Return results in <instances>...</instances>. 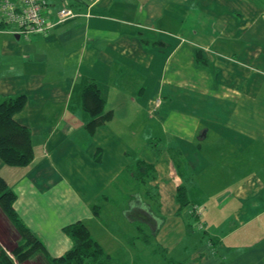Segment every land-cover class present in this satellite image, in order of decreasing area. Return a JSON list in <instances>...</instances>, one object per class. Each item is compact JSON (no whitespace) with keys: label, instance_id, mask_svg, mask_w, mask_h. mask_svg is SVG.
<instances>
[{"label":"crops","instance_id":"1","mask_svg":"<svg viewBox=\"0 0 264 264\" xmlns=\"http://www.w3.org/2000/svg\"><path fill=\"white\" fill-rule=\"evenodd\" d=\"M49 1L52 20L66 2L76 15L0 33V99L25 95L15 120L34 147L27 165L0 157V177L48 253L71 249L64 227L82 220L116 264L148 235L176 264H264V0ZM92 81L107 115L93 132ZM138 160L155 179L140 183ZM13 234L0 208V242Z\"/></svg>","mask_w":264,"mask_h":264},{"label":"trees","instance_id":"2","mask_svg":"<svg viewBox=\"0 0 264 264\" xmlns=\"http://www.w3.org/2000/svg\"><path fill=\"white\" fill-rule=\"evenodd\" d=\"M25 100V95L22 94L4 96L0 99V157L12 166L27 165L34 158L31 130L15 120V114L23 107ZM83 101L84 107L90 113L88 126L93 132L107 117L102 113L105 101L95 82L86 85ZM137 163L135 175L142 180L140 183L144 184L147 180L156 178L154 165L142 160H138ZM16 197L15 190L0 177V207L22 237V242L15 250V256L20 261L27 260L39 249L44 252L50 264H111L115 260L92 236L87 224L82 220L64 227L65 233L74 241L72 248L59 257L51 256L43 242L34 235L14 208ZM177 200L181 209L190 204L191 200L184 184L178 187ZM0 260L1 264H13L11 258L2 250Z\"/></svg>","mask_w":264,"mask_h":264},{"label":"built area","instance_id":"3","mask_svg":"<svg viewBox=\"0 0 264 264\" xmlns=\"http://www.w3.org/2000/svg\"><path fill=\"white\" fill-rule=\"evenodd\" d=\"M49 7V0H0V33L29 38L36 33H46L56 23L76 15L66 2L57 10V19L52 20L48 15ZM161 102L162 98L156 97L154 106Z\"/></svg>","mask_w":264,"mask_h":264},{"label":"rangeland","instance_id":"4","mask_svg":"<svg viewBox=\"0 0 264 264\" xmlns=\"http://www.w3.org/2000/svg\"><path fill=\"white\" fill-rule=\"evenodd\" d=\"M132 170H128L126 171V173L124 174V176L122 177V181H124L123 179L126 178L125 181H128L127 179L129 178V176L132 175ZM127 187V183L124 185ZM112 198H116V197H112ZM1 208V207H0ZM4 212V211H2ZM5 218L8 216L6 215V213L4 212ZM109 223V221L107 219H104ZM144 233L149 234V228L143 226ZM209 232L212 234V231L209 230ZM209 232H203L202 237L206 240L208 238V236L210 235ZM207 233V234H206ZM140 235H144V234H140ZM13 235H11V239L13 242H9V243H4L2 244L0 242V254H1V250L5 251L6 254L11 258L12 263L13 264H50V262H48L47 257L44 255V252L39 249L37 252H35L32 256V258H28L25 261H20L16 256H15V250L17 247H19V243L22 242L21 240L19 241V243H17L16 241V237H13ZM149 236V235H148ZM137 236V238H133L130 236L127 237L129 243L131 244V247L134 248V244H135V262L134 264H176V260L175 258L177 255L175 253H170L167 252L166 250H163L160 245L157 244V242L154 240V236ZM192 239V238H191ZM194 239V238H193ZM135 242V243H134ZM132 251V250H131ZM188 252V251H187ZM186 252V253H187ZM120 256L122 255V251L120 252ZM133 253V251H132ZM188 254V253H187ZM176 255V256H175ZM31 256V257H32ZM188 256H186L185 258H187ZM32 259V260H30ZM175 260V261H173ZM179 261V259H178ZM25 262V263H24ZM117 261H113L111 264H116ZM133 263V259H119L117 264H132ZM0 264H1V260H0ZM4 264V263H3Z\"/></svg>","mask_w":264,"mask_h":264},{"label":"water","instance_id":"5","mask_svg":"<svg viewBox=\"0 0 264 264\" xmlns=\"http://www.w3.org/2000/svg\"><path fill=\"white\" fill-rule=\"evenodd\" d=\"M17 37L19 38L20 36H19V35H17Z\"/></svg>","mask_w":264,"mask_h":264}]
</instances>
